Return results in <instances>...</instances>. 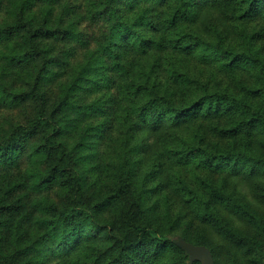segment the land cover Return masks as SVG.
<instances>
[{"label": "trees", "instance_id": "obj_1", "mask_svg": "<svg viewBox=\"0 0 264 264\" xmlns=\"http://www.w3.org/2000/svg\"><path fill=\"white\" fill-rule=\"evenodd\" d=\"M0 13V106L27 107L0 133V264H189L186 237L155 223L157 197L174 225L189 212L249 261L264 252L249 195L264 199V0H0ZM225 207L252 230L229 228Z\"/></svg>", "mask_w": 264, "mask_h": 264}, {"label": "rangeland", "instance_id": "obj_2", "mask_svg": "<svg viewBox=\"0 0 264 264\" xmlns=\"http://www.w3.org/2000/svg\"><path fill=\"white\" fill-rule=\"evenodd\" d=\"M1 13H0V18H1ZM263 18V16H262ZM264 25V24H263ZM103 23L99 22V23H91V24H85L84 25V31L85 33L89 34L90 37L92 36H96L98 35V33H100L103 30ZM230 24H227V29H228V33H229V29H230ZM261 28V26L257 29V31ZM226 29V31H227ZM263 33L260 34L259 36V41L262 42L264 41V30H262ZM259 32V31H258ZM230 36V34H228ZM2 48L0 47V50ZM169 60H171V54L170 55H165V65H167L169 63ZM136 61V60H135ZM134 61V62H135ZM134 62H132L131 64H133L130 69L129 72L132 71V76L131 77H138L137 74H135V71L137 69V67H133L134 66ZM169 65V64H168ZM186 65L188 66V71H192L193 69H196V73L197 76L199 77L200 73H201V77H204L205 79H209L214 81L215 79H219L220 76L217 74V72L209 66V68L212 69L213 73L209 74L210 71L207 72V68L206 70H201L200 73H198L197 71H199L201 65H199V63H197L196 59H192L189 60ZM141 75H139V79ZM165 86H168L171 88V90H179L181 88V85H175L174 83L170 82L169 80L166 79L165 77ZM27 114V107L25 105H14V106H8V107H2L0 106V133H4L5 131H7V128L9 127V125H11L12 123H20L23 120V117ZM241 138L236 137V138H220L218 136H208L207 141H210L209 143H219L220 145L222 144H233L236 146H240L241 144ZM222 169L221 172L222 175L229 173V171L231 172V166L230 164L224 165L223 167H221ZM236 168L240 169V166H237ZM242 170V169H241ZM106 170L103 173V176H105ZM218 175H215V177H220L219 173H217ZM258 178H263V183H261L262 185V190H261V194L264 195V176L262 177H258ZM256 179H252L251 182H254ZM46 193V194H45ZM253 192H249V195H251V201L255 204L254 208H252L253 214L254 215H260L263 219H264V199L259 196L257 197V194L253 196L252 194ZM58 195V188L52 187L50 190L45 191L43 194H41V196H48L50 198H54L57 200V196ZM257 197V199H256ZM154 198V197H153ZM159 199V202L157 203V205L159 206L158 209V213H157V217H156V225L159 227V229L162 232H165L167 229H169L170 227L173 228V230L179 234H182L186 237V242L187 243H192V244H198L199 242L202 241H206L207 243H210L211 245H213V247L217 248L219 247L220 249H224L227 252V256L226 258L222 259V264H231L232 261V255H239V261L241 264H255V260L262 258L263 262H264V252H256L253 255V261H249L248 258L246 257V247L248 246L247 243L243 244L242 242H239V239L237 237H234L232 235H228L225 234L222 230H220L218 227L216 226H212V231H213V236H209L205 229L202 227V225L195 221V218L193 217V215L191 213L188 212V214L186 216L182 215V219L180 220V222L176 225V212H168L165 208V200H163V198L161 197H157L154 198ZM178 205H180L183 209L184 214L186 213L187 207L185 206V204L183 203L182 198H180V200H178ZM165 208V211H164ZM104 215L100 216V218H108L110 215H114L115 209L112 207V205L110 207H108L106 210L103 211ZM182 212V213H183ZM219 214L222 216L224 223L231 229H233L235 232H237V234H241L244 235L245 233H249L252 228L254 227L253 224H251L249 222L248 218H243L240 214H236L233 210H230L229 208H223L222 210H219ZM249 222V223H248ZM109 223V222H108ZM104 224V223H103ZM255 231L256 228H255ZM243 244V245H242ZM97 250V249H96ZM219 251V250H218ZM223 251V250H222ZM48 264H52V263H48Z\"/></svg>", "mask_w": 264, "mask_h": 264}, {"label": "water", "instance_id": "obj_3", "mask_svg": "<svg viewBox=\"0 0 264 264\" xmlns=\"http://www.w3.org/2000/svg\"><path fill=\"white\" fill-rule=\"evenodd\" d=\"M181 245L189 256V264L193 262L215 264L211 251L205 245H194L187 242H181Z\"/></svg>", "mask_w": 264, "mask_h": 264}]
</instances>
